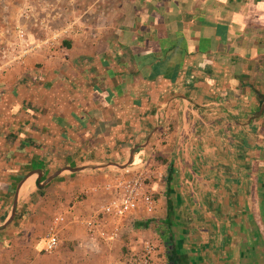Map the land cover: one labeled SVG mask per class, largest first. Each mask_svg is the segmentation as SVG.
<instances>
[{"label":"crops","instance_id":"crops-1","mask_svg":"<svg viewBox=\"0 0 264 264\" xmlns=\"http://www.w3.org/2000/svg\"><path fill=\"white\" fill-rule=\"evenodd\" d=\"M0 39V264H264V0H0ZM152 168L155 210L89 233Z\"/></svg>","mask_w":264,"mask_h":264},{"label":"built area","instance_id":"built-area-1","mask_svg":"<svg viewBox=\"0 0 264 264\" xmlns=\"http://www.w3.org/2000/svg\"><path fill=\"white\" fill-rule=\"evenodd\" d=\"M19 42L16 46L24 44L26 33L23 29L18 30ZM1 43V39H0ZM18 54V59L26 54ZM9 63L0 65V74ZM161 175L154 169H140L133 175L122 174L113 177L106 185L107 198L103 201L100 208L88 217L82 219L87 231L91 234H102L103 229L109 224H113V237L119 235L123 226L139 209H144L152 213L156 208V198L153 184ZM73 210L67 212H56L51 223L43 237V249L47 252H53L60 245V229L68 222L67 214H72ZM109 223V224H107ZM156 255V247L151 241L144 242L141 249L130 252L125 258L120 260V264H153Z\"/></svg>","mask_w":264,"mask_h":264},{"label":"rangeland","instance_id":"rangeland-1","mask_svg":"<svg viewBox=\"0 0 264 264\" xmlns=\"http://www.w3.org/2000/svg\"><path fill=\"white\" fill-rule=\"evenodd\" d=\"M22 27H15L14 28V30H16V32H17V34H18V30H20ZM6 32L9 34V30L7 29L6 30ZM4 44V43H3ZM2 45V43H0V46ZM11 44H9V43H5V50L7 51V49H8V46H10ZM15 45V44H14ZM2 48L3 47H0V51H2ZM7 48V49H6ZM10 58H12V55H9V53H7V52H0V65H4V64H6V62L8 61V60H10Z\"/></svg>","mask_w":264,"mask_h":264}]
</instances>
